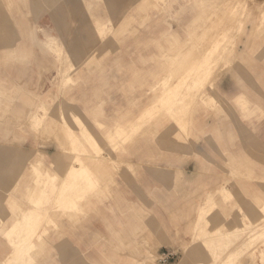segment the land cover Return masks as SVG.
I'll return each mask as SVG.
<instances>
[{"label":"rangeland","instance_id":"rangeland-1","mask_svg":"<svg viewBox=\"0 0 264 264\" xmlns=\"http://www.w3.org/2000/svg\"><path fill=\"white\" fill-rule=\"evenodd\" d=\"M41 1L0 0V264H264V0ZM182 165L220 172L195 176L210 189L183 228L186 207L119 205ZM37 200L34 245L2 263ZM202 207L211 235L193 227ZM248 221L251 239L227 234Z\"/></svg>","mask_w":264,"mask_h":264},{"label":"crops","instance_id":"crops-1","mask_svg":"<svg viewBox=\"0 0 264 264\" xmlns=\"http://www.w3.org/2000/svg\"><path fill=\"white\" fill-rule=\"evenodd\" d=\"M48 2L50 3V1H48ZM54 2L55 1H53V3ZM40 3H42L43 6H46L45 0H42ZM30 8H31V6H30ZM42 13L45 15L49 14L46 9H43ZM232 79L233 78H231V76L229 77L227 75H224L223 80H222V85H223L222 88L223 89H221V90H222L223 94H225L228 97H235L241 93V89H239V87L235 83L232 82ZM226 84H228V85H226ZM250 93H256L257 95L259 94V95L264 96L263 89H260V88H255V89L251 90ZM263 100H264V97H263ZM263 104H264V102H263ZM15 170H17V169H15ZM150 171H153L152 172L153 174L159 175L160 177L153 178V183H148V184L144 183L141 185H139V184L136 185L135 189L133 190V191H135V193L132 194V197H130L129 196L130 194L127 192V190L129 191V188L127 186L126 189L121 191V195H118L119 205L120 206H129L132 204V205H141V206H153V207H157V208L186 207L187 215H189V218L187 217V218H185V220L180 222V227H182V228H183V225L185 223H187L190 218L194 217V210L192 211V208H194V205H195V203H194V190H209L210 189V188H201L200 189L198 186L195 187V183H194L195 176L196 175H210V174L215 175V174L220 173L218 170L215 172V170L213 168H196V167H188L187 165H182V166H178V167L161 166L158 168L150 169ZM149 173L151 174V172H149ZM9 174L15 175L17 173L14 171V168L13 169L11 168ZM142 174H145V172H143ZM71 185L72 184L70 183V186ZM146 187H148V188H146ZM61 188H62V191L65 189V188H63V184L61 185ZM40 189H42L41 190L42 193L45 192V191H43V188H40ZM147 190L153 191L154 199L151 201L147 197L145 198V196H147V194H146ZM32 194L33 193H30L31 197H33ZM60 198H62V196L59 197L57 202H59ZM121 200H122V202H121ZM38 202H40V201L39 200L33 201V203H35L36 205H39V207L36 206V209L30 208V209L26 210V212H25L26 218H35V216H33V215H35L37 212H38L40 218L44 217V213H42L41 211L38 210L41 208L42 202L40 204H38ZM74 205H75V203L72 204V206H74ZM188 208H190L189 213H188ZM210 214H211V212H209V210H206L205 207L200 208L198 215H196V217L193 220L194 229L195 228L201 229V231H203L205 235H211L214 232H216V230H217L216 228L205 229L206 226H208V228L210 226V218H208ZM107 218H110V216H108ZM2 222L4 223V220H2ZM202 227H203V229H202ZM244 227L240 226V227H237V228H234L231 230H227V234L232 233V236H234V241H236L237 239L239 240V239L244 238V237L251 239L252 235L249 233L250 232L249 229L252 230V228H253L252 223L250 221H248V223H246ZM246 227H248V228H246ZM260 235H264V231ZM159 241L161 243H163L162 246H164V247L168 246L167 244L170 243L169 239L165 238V236H160ZM8 243H9V246L11 247V250L7 253V256L1 261L2 263L3 262L7 263V259L12 252V246H11L9 240H8ZM197 255H200L199 251H198ZM195 259L200 260L201 257L197 256V257H195ZM233 259H235V257L232 258L231 260H233ZM8 263H11V262H8ZM145 263L146 264H154V263H152V261L150 259L147 260Z\"/></svg>","mask_w":264,"mask_h":264},{"label":"bare ground","instance_id":"bare-ground-1","mask_svg":"<svg viewBox=\"0 0 264 264\" xmlns=\"http://www.w3.org/2000/svg\"><path fill=\"white\" fill-rule=\"evenodd\" d=\"M204 3V2H203ZM206 11V10H205ZM224 40V39H223ZM52 41V40H51ZM206 44V43H205ZM224 51V50H223ZM218 55V54H217ZM196 72V71H195ZM201 74V73H200ZM195 77V76H194ZM170 80V79H169ZM191 80V79H190ZM187 82H188V80H187ZM186 83V82H185ZM191 83V82H190ZM173 84V83H172ZM64 85V84H63ZM188 88V87H187ZM163 98V97H162ZM167 98V97H166ZM161 99V98H160ZM159 100V99H158ZM157 101V100H156ZM155 101V102H156ZM178 101V100H177ZM182 101V100H181ZM154 103V102H153ZM153 103H151V104H153ZM156 105V104H155ZM151 105H149L148 107H150ZM154 106V105H153ZM163 106H164V104H163ZM173 106V105H172ZM147 107V108H148ZM152 109V108H151ZM154 110H155V108H153ZM145 111V110H144ZM150 112V111H149ZM43 113V112H42ZM146 114V113H145ZM44 115V114H43ZM152 115V114H151ZM146 118V117H145ZM131 131V130H130ZM69 134V133H68ZM119 134V133H118ZM69 137H70V135H69ZM62 151V150H61ZM65 152V151H64ZM67 152H68V150H67ZM60 153V152H59ZM66 153V152H65ZM70 154V153H69ZM23 154H21V156H22ZM76 155H79V154H76ZM74 156V157H72L70 160L73 162V160H74V162H79L80 164H78V165H80L79 167L78 166H73L72 164H74V163H72L71 165L72 166H70V167H68L67 168V170L70 172L69 174H77V173H79V172H81V173H83L84 174V180H88L89 178H90V172H91V169L89 168V166L88 165H86L85 164V162L84 163H82V162H80V159H79V157L78 156ZM81 155V154H80ZM27 156V155H26ZM71 156H73V155H71ZM23 157V156H22ZM30 157V156H29ZM94 157V156H93ZM98 157H100V156H98ZM97 157V158H98ZM93 159V158H92ZM28 160V159H27ZM69 161V158L68 159H66L65 161ZM90 161V160H89ZM92 161H94V160H92ZM96 161V160H95ZM88 162V161H87ZM106 162V161H105ZM37 163V162H36ZM59 164H60V162H58ZM67 163V162H66ZM90 164V163H89ZM32 165V164H31ZM61 165H63V164H61ZM35 166V165H34ZM91 166V165H90ZM36 167V166H35ZM37 168V167H36ZM58 170V169H57ZM62 171V170H61ZM68 171H66V173L68 172ZM65 172V171H64ZM65 174V173H64ZM82 174V175H83ZM81 174H80V176H82ZM73 177H75V175L73 176ZM78 177V176H77ZM75 179V178H74ZM54 180V179H53ZM67 180H68V178H67ZM73 180V179H72ZM68 181H70V179L68 180ZM67 183V182H66ZM69 183H67V185H68ZM64 188V187H63ZM89 188V187H88ZM65 190H66V187H65ZM64 191V190H63ZM60 196H62V198H60V200L59 201H61V200H64V196H65V198H66V195L64 194V195H61L60 194ZM64 205V204H63ZM60 206V205H59ZM71 206V205H70ZM62 207V206H61ZM72 207V206H71ZM69 208V207H68ZM70 209V208H69ZM31 212V211H30ZM24 215V218H26V214L24 213L23 214ZM32 216V215H31ZM33 216H35V218H28V221H27V225L26 226H24V228H22L21 229V233L19 234V235H17V239H11L9 236V238H8V240H9V242H10V244H11V246H12V252H11V254H10V256L8 257V259H7V262H16V261H18L19 262V260L23 257V256H25V258H26V255H24V254H29L27 251L32 247V245H34V243H32V235L39 229V226H40V223L39 222H41V221H44L43 219H45L44 217L43 218H40V216H39V214H38V212L35 214V215H33ZM48 220H50V221H52L51 219H49L48 218ZM25 222V221H24ZM251 225V224H250ZM249 225V226H250ZM12 228H7V229H5L4 230V233L3 234H9L10 232H11V230H14L16 227H15V222H14V224L11 226ZM42 227V226H41ZM245 228V227H244ZM246 228H248V227H246ZM41 229V228H40ZM48 229V227L46 226V230ZM253 229V228H252ZM249 231H252V230H250L249 229ZM245 233V232H244ZM250 233V232H249ZM15 234V233H14ZM3 236H5V235H3ZM38 236V235H37ZM242 236V235H241ZM7 237V236H6ZM12 237V236H11ZM14 237H16V236H14ZM34 237V236H33ZM252 237V236H251ZM37 239V238H36ZM41 239V238H40ZM18 244H20L21 246H22V250H21V255H20V257L21 258H16V256H14V254H15V246H17ZM20 246V247H21ZM36 246V245H35ZM19 250H20V248H19ZM253 250V249H252ZM18 256V255H17ZM30 256V255H29ZM24 259V258H23ZM28 259V258H27ZM27 259H24V261H26ZM31 259V258H30ZM29 259V260H30ZM24 261H23V263H24ZM30 261H32V260H30ZM29 261V262H30ZM22 262V261H21ZM20 262V263H21ZM33 262V261H32ZM30 264V263H29Z\"/></svg>","mask_w":264,"mask_h":264},{"label":"built area","instance_id":"built-area-1","mask_svg":"<svg viewBox=\"0 0 264 264\" xmlns=\"http://www.w3.org/2000/svg\"><path fill=\"white\" fill-rule=\"evenodd\" d=\"M159 258L157 259L161 264H172L176 260V254L172 251H162L158 253Z\"/></svg>","mask_w":264,"mask_h":264}]
</instances>
